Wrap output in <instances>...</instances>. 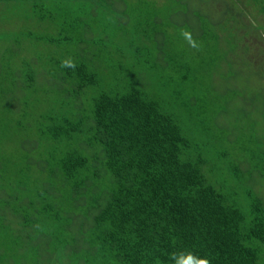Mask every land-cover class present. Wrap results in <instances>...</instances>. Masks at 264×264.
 I'll return each mask as SVG.
<instances>
[{
  "label": "trees",
  "instance_id": "16d2710c",
  "mask_svg": "<svg viewBox=\"0 0 264 264\" xmlns=\"http://www.w3.org/2000/svg\"><path fill=\"white\" fill-rule=\"evenodd\" d=\"M234 1L264 11V0ZM28 2L40 11L39 19L58 29L54 37L39 40L65 44L66 51L71 42L83 47L70 53L74 70L61 67L67 57L55 61L58 80L67 86L43 113L36 136L20 137V127L7 131L19 136L22 149L5 161L20 162L29 178L17 176L9 193L0 180L4 237L9 233L10 240H33V249H48L43 264H170L168 254L180 250L207 256L211 264H264V197L240 180L244 155L234 158L216 144L221 139L213 128L217 116L233 99L210 124L201 96L192 92L196 82L190 65L155 88L148 72L172 59L164 54V33L151 32L156 19L144 16L143 9H119L114 0H0V14L8 4ZM96 17L105 19L104 27ZM232 19L235 23V13ZM218 28L224 32L222 23ZM106 32L110 35L96 37ZM107 37L111 40L105 43ZM90 46L108 56L115 52L117 58L107 64L114 76L106 83L100 62L88 58ZM240 52L235 51V61ZM229 70L241 78L239 71ZM213 88L220 94L217 85ZM261 92L252 89L249 95L264 117V108L255 104ZM238 104L239 119L246 109ZM259 121L253 122L261 127ZM262 137L256 131L248 140L257 152H242L248 158L245 171L255 176L251 180L264 176ZM32 146L38 159L29 158ZM73 213L79 220H73L71 231ZM66 243L67 255L55 259Z\"/></svg>",
  "mask_w": 264,
  "mask_h": 264
},
{
  "label": "rangeland",
  "instance_id": "374dc122",
  "mask_svg": "<svg viewBox=\"0 0 264 264\" xmlns=\"http://www.w3.org/2000/svg\"><path fill=\"white\" fill-rule=\"evenodd\" d=\"M114 2L119 9L132 7L135 12L143 9L146 11L144 16L152 15L156 19V29L151 32L154 34L159 32V37L164 33L166 50L163 52L166 57L171 56L172 63L162 69H150L153 71L148 72V78L155 88L164 84L161 81L168 74L173 73L180 77L181 71L190 65L196 82V89L192 92L201 96L202 106L207 107L205 115L210 124L215 123L214 115L224 108V103L233 99L234 102L226 107L222 115L217 116L213 128L220 134L221 139L216 144L219 148L225 147L234 158L244 155L248 162V158L242 152H246L248 156L252 155L253 151L257 152L255 145L248 140L256 131L261 137L264 132L262 130L264 117L261 113L258 114L249 95L252 89L262 91L255 99V104L264 108V11L246 1L238 3L234 0H114ZM17 3L16 1L15 4ZM29 5L28 2L9 8L11 5L8 4L4 13L0 14V180L5 184L2 185L7 190L5 193L13 190L10 186L17 176L29 178V173L22 168L20 162L6 163L5 159L21 153L19 136L27 137V133L33 138L36 136V131L40 130L39 122L43 113L53 107L58 91L67 86V83L58 80L61 69L55 61L64 57L69 59L70 53L83 47L80 42L75 44L71 42L66 48L68 54L64 48L65 44L59 47L57 43L39 40L40 36L46 39L54 37L58 29L47 20L39 19L40 11H37V7L32 8ZM20 6L23 8L20 9ZM234 13L235 23L234 21L232 23L230 20H233ZM95 19L98 24H103L102 27L105 26L104 18ZM221 23L225 29L219 33L218 26ZM229 27L238 28V33ZM180 29H187L192 33V38L201 45L200 50L189 47L187 41L180 35ZM106 35L110 33H97L96 37ZM234 36L238 38L240 47L237 46ZM110 40L111 38L107 37L105 43ZM90 48L86 50L88 58L100 62L98 67L101 80L106 83L114 76V72L108 70L107 64L114 61L115 52L111 50L108 56L96 51L95 46ZM238 50H241L240 58L235 61L233 55ZM148 53L150 56L154 55L152 51ZM109 60L111 62H108ZM238 62L242 64L241 68L236 65ZM230 68L239 71L241 78L230 75ZM117 74L123 76L122 72ZM213 85H217L220 94L215 92ZM68 86L72 87L71 82ZM239 100L246 111L242 115L243 118L238 119L235 114H242L236 110V103L238 104ZM21 114L25 116L21 117ZM18 118L20 123L16 122ZM259 118L261 127L253 122ZM18 127L20 132L16 139L7 133L8 130H15ZM9 138L15 139L17 144ZM262 140L264 141V137ZM28 152L29 158L38 159L35 146L30 147ZM261 158L264 159V156ZM247 162L241 167L243 171L240 180L247 188L253 185L264 197V176L251 180L255 176L251 178L245 171ZM72 215L68 227L74 231L73 220L76 222L79 218L75 213ZM3 221L0 220V234L4 237ZM33 244V240L27 244L10 240L9 233L5 234L4 238H0V258L4 259L3 264H43L46 253H49L48 249L37 251L33 249ZM10 246L12 248L9 250ZM67 251L66 243L55 252V259L65 257Z\"/></svg>",
  "mask_w": 264,
  "mask_h": 264
},
{
  "label": "clouds",
  "instance_id": "9594fccd",
  "mask_svg": "<svg viewBox=\"0 0 264 264\" xmlns=\"http://www.w3.org/2000/svg\"><path fill=\"white\" fill-rule=\"evenodd\" d=\"M180 35L187 41L189 47L200 50L199 45L193 38L192 33L187 29H180ZM76 63L72 59H64L61 61V67L66 69H75ZM170 264H211L207 256L201 257L192 250H180L168 254Z\"/></svg>",
  "mask_w": 264,
  "mask_h": 264
}]
</instances>
